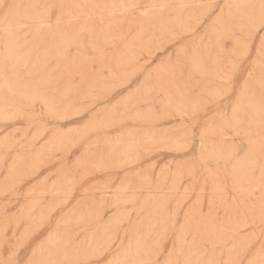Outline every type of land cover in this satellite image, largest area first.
Here are the masks:
<instances>
[{"label":"rangeland","instance_id":"rangeland-1","mask_svg":"<svg viewBox=\"0 0 264 264\" xmlns=\"http://www.w3.org/2000/svg\"><path fill=\"white\" fill-rule=\"evenodd\" d=\"M0 264H264V0H0Z\"/></svg>","mask_w":264,"mask_h":264}]
</instances>
